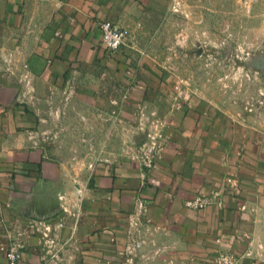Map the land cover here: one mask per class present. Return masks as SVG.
I'll return each instance as SVG.
<instances>
[{"label":"crops","instance_id":"obj_1","mask_svg":"<svg viewBox=\"0 0 264 264\" xmlns=\"http://www.w3.org/2000/svg\"><path fill=\"white\" fill-rule=\"evenodd\" d=\"M111 3L0 0V264L14 242L25 264H214L221 249L264 264V120L182 101L151 169L54 155L69 147L53 123L100 116V82L72 77L107 50ZM202 194L210 204L186 205Z\"/></svg>","mask_w":264,"mask_h":264},{"label":"rangeland","instance_id":"obj_2","mask_svg":"<svg viewBox=\"0 0 264 264\" xmlns=\"http://www.w3.org/2000/svg\"><path fill=\"white\" fill-rule=\"evenodd\" d=\"M111 2L100 25L109 20L126 27L125 44L116 52L101 50L72 77L100 82L94 107L100 116L83 121L84 132H77L75 117L53 123L69 147L54 150L55 156L86 163L134 156L141 162L151 140L160 155L182 101L206 103L233 123L264 120V0ZM68 108L80 109L75 102ZM55 233L50 238L61 240Z\"/></svg>","mask_w":264,"mask_h":264},{"label":"built area","instance_id":"obj_3","mask_svg":"<svg viewBox=\"0 0 264 264\" xmlns=\"http://www.w3.org/2000/svg\"><path fill=\"white\" fill-rule=\"evenodd\" d=\"M100 27L103 34V44L107 49L111 50L112 52H116L125 44L126 38L129 34V31L126 27H121L109 20L102 22ZM158 148H160V146L157 145L155 140H151L149 144L145 145L140 162L142 167L151 169L155 166L160 152ZM210 203L211 198L202 194L188 200L186 205L193 209L201 210ZM34 225H36V223ZM51 231L50 225H45V237H49V233ZM50 242L52 244L54 243V240H51ZM22 249L23 246L21 243H12L6 252L8 264H25ZM241 257V254L238 255V253L221 252L216 256L215 264H238Z\"/></svg>","mask_w":264,"mask_h":264}]
</instances>
